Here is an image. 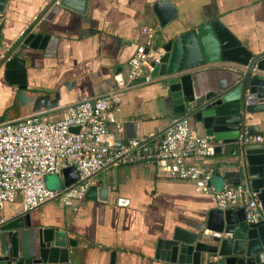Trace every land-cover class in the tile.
<instances>
[{
  "label": "crops",
  "instance_id": "obj_1",
  "mask_svg": "<svg viewBox=\"0 0 264 264\" xmlns=\"http://www.w3.org/2000/svg\"><path fill=\"white\" fill-rule=\"evenodd\" d=\"M53 1L10 0L0 17L1 35L17 39L20 34H14L15 28L22 31L32 25ZM163 1L174 6L176 19L161 28L153 8ZM215 20L251 53L264 51V0H89L84 14L61 9L52 23L43 25L50 35L59 38L54 56L46 58L41 53L27 58L23 89L8 84L0 70V109H7L22 94L25 110L17 118L8 119L16 120L34 113L36 98L44 95L50 97L49 105L57 106L43 111H51L54 120L62 119V107L100 96L115 87L118 76L125 77L128 60L146 41L143 30H156L157 44L162 47L170 37ZM39 105L45 103L40 100ZM171 111L170 102L154 80L136 83L122 93L115 116L123 132L117 134L112 128V137L155 142L172 124ZM5 117L6 113L0 123L8 121ZM243 127L264 141V113L246 114ZM193 134L206 137L201 131ZM230 150L222 143L219 155L188 162L212 168L213 186L232 187L239 175L235 159L228 155ZM94 176L91 183L105 181L124 204L100 205L83 199L66 207L56 199L30 211L35 224L67 226L72 237L89 246L82 255V264L101 263L99 249L104 246L123 248L118 264H162L154 260L153 246L164 227L189 223L217 210L212 195L199 193L191 182L158 175L152 162L108 165ZM21 211V198L17 197L3 205L0 216L4 220Z\"/></svg>",
  "mask_w": 264,
  "mask_h": 264
},
{
  "label": "water",
  "instance_id": "obj_2",
  "mask_svg": "<svg viewBox=\"0 0 264 264\" xmlns=\"http://www.w3.org/2000/svg\"><path fill=\"white\" fill-rule=\"evenodd\" d=\"M9 1L0 0V17ZM88 3L54 0L49 10H43L15 40L4 38L0 25V52H5L0 70L7 83L23 89L27 58L41 53L46 58L54 56L59 38L50 35L44 23H52L61 9L84 14ZM153 11L161 28L176 19V10L167 1L157 3ZM162 50L150 77L170 102L173 121H186L192 131H201L231 147L228 155L235 159L239 175L235 186L248 185L262 216L249 224L244 208L211 210L201 219L164 227L152 244L154 260L162 264H264V141L244 148L236 144L245 115L264 113V51H248L218 20L170 37ZM40 100L44 106L40 107ZM36 101L34 113L57 106L49 105V96L37 97ZM220 153L221 147H217L214 155ZM241 160L243 166H239ZM78 178L77 171L70 167L63 171L59 189L49 183L57 179L55 176H47L45 183L51 190H60L77 186ZM84 199L100 205L124 204L105 181L90 183ZM88 248L72 237L67 226L35 224L30 212L14 213L0 223V264H82ZM123 252L120 246H104L99 249L102 259L98 264H118V254Z\"/></svg>",
  "mask_w": 264,
  "mask_h": 264
},
{
  "label": "built area",
  "instance_id": "obj_3",
  "mask_svg": "<svg viewBox=\"0 0 264 264\" xmlns=\"http://www.w3.org/2000/svg\"><path fill=\"white\" fill-rule=\"evenodd\" d=\"M143 33L145 43L135 48L125 77L118 76L112 90L62 107L64 117L59 120L52 118L51 111H40L0 123V215L3 205L17 197L21 198L23 213L56 198L69 207L84 199L91 178L106 166L152 162L158 175L191 182L199 193L212 195L217 210L244 208L247 223L260 219V205L248 185L217 190L211 183L212 168L188 162L212 157L222 143L195 136L186 121L174 120L155 142L112 137V128L117 134L123 132L115 116L122 104V93L136 83H150L153 66L163 55L156 30L146 29ZM4 56L5 52H0V63ZM73 128H78L77 132H71ZM262 141L261 136L242 127L236 144L244 148ZM243 165L241 160L239 166ZM70 167L78 173L77 186L60 190L47 187V176L63 180V171Z\"/></svg>",
  "mask_w": 264,
  "mask_h": 264
},
{
  "label": "rangeland",
  "instance_id": "obj_4",
  "mask_svg": "<svg viewBox=\"0 0 264 264\" xmlns=\"http://www.w3.org/2000/svg\"><path fill=\"white\" fill-rule=\"evenodd\" d=\"M23 100H24V98L22 97V94H20V95H18V97H15V100H12V102L10 103V106H9L10 108L8 107L7 109H0V119L3 118L4 113H6V117L5 118L7 120L8 119H15V118H17L16 116L18 115V113L21 112L22 110H25V109H22ZM12 103H14V106L13 107H12ZM61 184L62 183H61L60 179L57 178L55 181H53V183L51 185L53 187H55L56 189H59V186ZM57 200L60 201V199H57Z\"/></svg>",
  "mask_w": 264,
  "mask_h": 264
},
{
  "label": "trees",
  "instance_id": "obj_5",
  "mask_svg": "<svg viewBox=\"0 0 264 264\" xmlns=\"http://www.w3.org/2000/svg\"><path fill=\"white\" fill-rule=\"evenodd\" d=\"M43 2V1H42ZM2 24V23H1ZM8 26H7V29H9L10 28V25L9 24H7ZM20 31H21V29L19 28V27H17V29L15 28V32H14V34L15 35H18L19 33H20ZM219 163H216V166L218 165ZM216 172V171H215Z\"/></svg>",
  "mask_w": 264,
  "mask_h": 264
}]
</instances>
